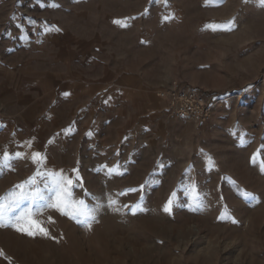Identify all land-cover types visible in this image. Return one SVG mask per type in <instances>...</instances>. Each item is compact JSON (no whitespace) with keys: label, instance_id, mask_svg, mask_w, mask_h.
Instances as JSON below:
<instances>
[{"label":"rangeland","instance_id":"374dc122","mask_svg":"<svg viewBox=\"0 0 264 264\" xmlns=\"http://www.w3.org/2000/svg\"><path fill=\"white\" fill-rule=\"evenodd\" d=\"M0 204V264H264V0H0Z\"/></svg>","mask_w":264,"mask_h":264},{"label":"built area","instance_id":"2783aa9c","mask_svg":"<svg viewBox=\"0 0 264 264\" xmlns=\"http://www.w3.org/2000/svg\"><path fill=\"white\" fill-rule=\"evenodd\" d=\"M159 97L165 101L167 111L172 116L198 126L210 120L216 107L213 97L177 83L163 89Z\"/></svg>","mask_w":264,"mask_h":264},{"label":"snow or ice","instance_id":"6c2138e0","mask_svg":"<svg viewBox=\"0 0 264 264\" xmlns=\"http://www.w3.org/2000/svg\"><path fill=\"white\" fill-rule=\"evenodd\" d=\"M114 23L119 24L120 21H115ZM213 30H216L215 27H213ZM67 95V94H66ZM5 159H7V154H5ZM17 158H19V154H17ZM39 158V153H34L33 154V160H37ZM27 185H31L33 183L32 180H29L27 182H25ZM68 185L72 184V181L69 179L67 181ZM19 189H21V193L19 198L16 201H13L9 206H8V210L11 211L13 210L15 207L18 206L19 202L28 198V195L23 191L25 189V184H21L17 186ZM57 202L53 205H50L51 207L56 208V210L58 212H60L61 215H69L68 209L71 207V205L67 202V192L65 191H58L57 192ZM31 196L33 199H35L38 196L37 192H32ZM63 197V198H62ZM172 204V200L170 199L168 204L165 205L164 211L165 212H170V205ZM62 205V206H61ZM5 210V206L3 204H0V219L3 218V213ZM74 215V214H73ZM70 218H72V216H70ZM22 219V217H17L16 218V222L19 223L20 220ZM30 223H34V222H30ZM233 223H235V221H233ZM0 226H3L2 224H0ZM16 231L18 232H26V234L28 235H32L33 233L30 230H26L23 227H16ZM41 232H44L45 235H47V232H45V230L41 227L40 228Z\"/></svg>","mask_w":264,"mask_h":264}]
</instances>
